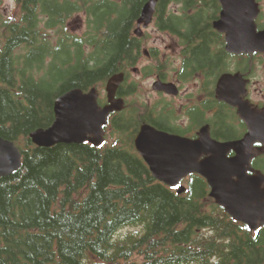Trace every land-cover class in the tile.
Masks as SVG:
<instances>
[{
	"label": "trees",
	"instance_id": "16d2710c",
	"mask_svg": "<svg viewBox=\"0 0 264 264\" xmlns=\"http://www.w3.org/2000/svg\"><path fill=\"white\" fill-rule=\"evenodd\" d=\"M148 1L16 0L12 16L0 13V137L23 154L21 168L0 179V264H264V230L234 221L202 177L191 176L182 195L154 179L135 139L144 123L168 133V121L140 115L138 103L111 116L101 147L38 148L30 139L73 89L99 90L124 73L118 96L137 93L127 79L145 55L134 31ZM220 12L218 0H160L154 24L181 47L183 82L232 69L213 27ZM78 16L83 36L68 28ZM149 52L146 76L166 78L172 64ZM251 67L236 56V70Z\"/></svg>",
	"mask_w": 264,
	"mask_h": 264
},
{
	"label": "water",
	"instance_id": "95a60500",
	"mask_svg": "<svg viewBox=\"0 0 264 264\" xmlns=\"http://www.w3.org/2000/svg\"><path fill=\"white\" fill-rule=\"evenodd\" d=\"M160 0H149L137 22L135 35L142 37L144 29L152 25ZM222 10L214 22V29L225 35L226 51L232 55L264 53V31H258L261 14L258 0H219ZM126 75L120 73L106 85L107 105L99 103V91L85 92L73 89L57 99L54 106L55 121L49 128L37 129L30 139L38 148H52L60 144L89 143L101 147L106 141L105 127L110 116L125 109V101L117 98ZM247 82L241 73L224 74L217 85V99L238 108V113L249 126V133L240 142L220 143L212 139L209 129L200 133L198 140L172 135L144 124L135 139V147L155 180L176 189L179 195L186 192L182 181L192 175L204 178L211 188L210 197L217 206L234 220L249 227L252 232L264 226V175L254 176L250 161L264 155V148L254 152L251 147L264 145V110H251L244 101ZM156 92L177 94L174 83L157 81ZM236 95V99L234 96ZM247 145L250 149L244 152ZM238 151V159L229 157ZM23 154L12 141L0 137V179L15 174L22 166Z\"/></svg>",
	"mask_w": 264,
	"mask_h": 264
},
{
	"label": "flooded vegetation",
	"instance_id": "af4514ba",
	"mask_svg": "<svg viewBox=\"0 0 264 264\" xmlns=\"http://www.w3.org/2000/svg\"><path fill=\"white\" fill-rule=\"evenodd\" d=\"M258 2L261 7V14L257 20L258 31L260 32V31H264V12L261 5V0H258ZM169 9H171V7H169ZM171 10L177 12L175 9H171ZM176 46H177L176 50L178 51V55H179L178 59L180 61L179 65L176 66L173 64L168 74L167 75L165 74L166 78L162 79L160 76L161 74L158 75L156 72L151 77L153 78L154 83L157 81H161L165 83H174L178 87V93L167 94L165 92H156L153 89L156 98L159 99L154 102L146 101L143 102L142 104L139 103L138 104L140 111L139 114L149 116L154 120L163 119L168 121L167 122L168 127L166 126L169 131L168 133L172 135L181 136L190 139L192 141L198 140L200 138V133L205 128L209 129L212 139L220 143L240 142L245 140L250 129L248 124L241 119L238 113V108L230 106L228 103L217 99V85L220 78L224 75V73L218 76L216 79L212 78L210 80H208L205 75L198 74L193 79H189L188 81L183 82L178 78V70H179L178 68L182 63V59L180 57L182 49L178 45V43H176ZM152 50L157 51V53L161 57L162 53L159 49L153 48ZM144 53L147 55L146 56L147 58L152 60L150 52L145 50ZM236 56H244L250 58V60L252 61V67L249 69V71L243 72L236 70ZM233 57H234L233 58L234 61H233L232 69L226 73H230L232 75L241 73L244 80L247 82V86H246L247 92L243 96V99L244 101L250 104L251 109L249 111L255 109L264 110V72H262L259 76H257L256 75L257 72L253 69L254 60L257 58L264 57V53H254L250 55H246V54L233 55ZM134 73H137L138 75L142 74V76L147 77L143 69H140L138 67L132 68L128 72L129 77L127 79V82L129 85L133 84V83L131 84L129 83V79L131 75ZM125 81L126 78L124 80V83ZM138 91H139V87L137 88V92ZM136 94L130 95L129 97H119L117 93V98H122L125 101V109L123 111H125L127 107L131 105L130 100ZM234 98L236 99V95L234 96ZM101 101H105L102 104V106L107 105L108 103L107 95H106V99L101 98L100 95L99 103ZM146 105L149 106V109H146ZM153 127L157 128L156 126ZM108 131L109 129L107 126L106 127L107 135H108ZM261 148H264V145L260 143H256L251 147V149H253L254 152H257ZM247 149L250 148L247 147L246 145L243 149L244 152ZM235 156L236 159H238L239 156L238 151H236V153L231 152L229 154V157H235ZM250 165L252 171H248L247 172L248 175L254 176L257 172H260L264 175V155L262 154L256 155V157L250 161ZM210 191L211 189L209 187V193ZM238 223L243 226H246L249 229L247 225L240 222ZM262 230H264V226L258 231H255L253 233H257Z\"/></svg>",
	"mask_w": 264,
	"mask_h": 264
},
{
	"label": "rangeland",
	"instance_id": "374dc122",
	"mask_svg": "<svg viewBox=\"0 0 264 264\" xmlns=\"http://www.w3.org/2000/svg\"><path fill=\"white\" fill-rule=\"evenodd\" d=\"M0 13L3 14L6 18L12 16L16 12V0H0ZM261 5L264 12V0H261ZM171 9L178 10V7L173 5ZM69 30L78 36H83V34L86 31V25H85V17L84 16H78L74 17L69 23H68ZM145 37V49L151 50L153 48H157L161 51V59L168 60L170 64H174L176 66L179 65V59H178V51L176 46L175 39L162 31H160L156 25L153 23L148 27V29H144V36ZM176 47V48H175ZM153 60L147 58L145 55H143L137 64V67L140 69H143L146 66H153ZM254 70L257 72V76H259L262 72H264V57L257 58L254 60ZM129 83H136L138 84L139 91L137 94L130 100L132 103H140L146 101L154 102L158 100L159 98H156L155 93L153 91V85L154 80L152 77H145L141 75H138L137 73H134L131 75L129 79ZM101 98L106 99V86L99 89ZM108 136V135H107ZM189 179L185 180L183 182V185L188 187Z\"/></svg>",
	"mask_w": 264,
	"mask_h": 264
},
{
	"label": "bare ground",
	"instance_id": "6f19581e",
	"mask_svg": "<svg viewBox=\"0 0 264 264\" xmlns=\"http://www.w3.org/2000/svg\"><path fill=\"white\" fill-rule=\"evenodd\" d=\"M219 1V0H218ZM220 3V2H219ZM220 6H221V4H220ZM221 10H222V7H221ZM220 18V17H219ZM218 18V19H219ZM218 19H216L214 22H216ZM214 22H213V24H214ZM107 85V84H106ZM204 179V178H203ZM205 180V179H204ZM206 181V180H205ZM223 209V208H222ZM237 222V221H236ZM238 223V222H237Z\"/></svg>",
	"mask_w": 264,
	"mask_h": 264
}]
</instances>
